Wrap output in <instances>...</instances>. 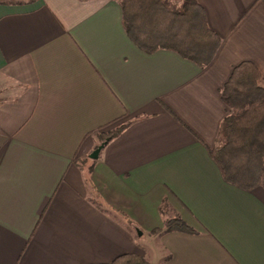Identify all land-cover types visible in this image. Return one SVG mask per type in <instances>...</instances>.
<instances>
[{"label":"crops","instance_id":"1","mask_svg":"<svg viewBox=\"0 0 264 264\" xmlns=\"http://www.w3.org/2000/svg\"><path fill=\"white\" fill-rule=\"evenodd\" d=\"M196 1L204 67L134 44L121 0H0V264H264V188L210 154L233 69L264 82V3ZM177 217L194 232H152Z\"/></svg>","mask_w":264,"mask_h":264},{"label":"trees","instance_id":"2","mask_svg":"<svg viewBox=\"0 0 264 264\" xmlns=\"http://www.w3.org/2000/svg\"><path fill=\"white\" fill-rule=\"evenodd\" d=\"M120 5L126 32L142 50L170 49L200 67L212 61L220 38L209 28L205 11L196 0H183L178 9H169L162 0H121ZM263 83L253 62L244 61L233 69L221 93L230 112L210 150L224 179L245 190L264 188ZM124 127L101 133L100 139L106 143ZM160 231L194 232L179 217L152 232ZM107 264L150 263L140 255L126 253Z\"/></svg>","mask_w":264,"mask_h":264},{"label":"rangeland","instance_id":"3","mask_svg":"<svg viewBox=\"0 0 264 264\" xmlns=\"http://www.w3.org/2000/svg\"><path fill=\"white\" fill-rule=\"evenodd\" d=\"M27 1V0H26ZM262 1V0H261ZM162 2L169 8V9H178L183 0H162ZM264 84V83H263Z\"/></svg>","mask_w":264,"mask_h":264}]
</instances>
